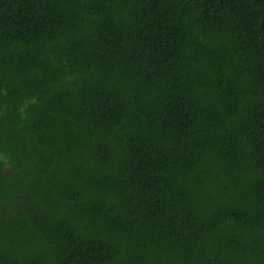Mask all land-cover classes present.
I'll use <instances>...</instances> for the list:
<instances>
[{"label":"trees","instance_id":"trees-1","mask_svg":"<svg viewBox=\"0 0 264 264\" xmlns=\"http://www.w3.org/2000/svg\"><path fill=\"white\" fill-rule=\"evenodd\" d=\"M0 264H264V0H0Z\"/></svg>","mask_w":264,"mask_h":264}]
</instances>
